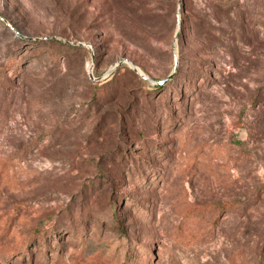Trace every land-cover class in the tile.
<instances>
[{"label": "rangeland", "instance_id": "1", "mask_svg": "<svg viewBox=\"0 0 264 264\" xmlns=\"http://www.w3.org/2000/svg\"><path fill=\"white\" fill-rule=\"evenodd\" d=\"M130 246L264 264V0H0V264Z\"/></svg>", "mask_w": 264, "mask_h": 264}, {"label": "trees", "instance_id": "2", "mask_svg": "<svg viewBox=\"0 0 264 264\" xmlns=\"http://www.w3.org/2000/svg\"><path fill=\"white\" fill-rule=\"evenodd\" d=\"M115 214L116 213L114 212V215ZM120 231L124 232V229L120 227ZM39 233H41V231H39ZM124 264H136L135 253L132 251V247L131 246H130V249H129L128 253L126 254Z\"/></svg>", "mask_w": 264, "mask_h": 264}, {"label": "water", "instance_id": "3", "mask_svg": "<svg viewBox=\"0 0 264 264\" xmlns=\"http://www.w3.org/2000/svg\"><path fill=\"white\" fill-rule=\"evenodd\" d=\"M180 5H181V3H180ZM134 68H135L138 72H140V71L137 69V67L134 66ZM140 74H142V73L140 72ZM142 75H143V74H142Z\"/></svg>", "mask_w": 264, "mask_h": 264}]
</instances>
